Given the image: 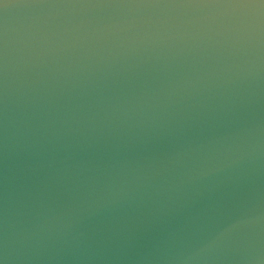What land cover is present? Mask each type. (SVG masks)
<instances>
[{"label": "water", "instance_id": "water-1", "mask_svg": "<svg viewBox=\"0 0 264 264\" xmlns=\"http://www.w3.org/2000/svg\"><path fill=\"white\" fill-rule=\"evenodd\" d=\"M0 264H264V0H0Z\"/></svg>", "mask_w": 264, "mask_h": 264}]
</instances>
